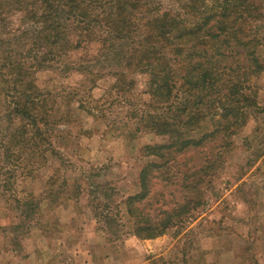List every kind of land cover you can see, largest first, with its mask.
Instances as JSON below:
<instances>
[{
  "label": "trees",
  "instance_id": "obj_1",
  "mask_svg": "<svg viewBox=\"0 0 264 264\" xmlns=\"http://www.w3.org/2000/svg\"><path fill=\"white\" fill-rule=\"evenodd\" d=\"M14 12L29 17L33 48L0 34L6 99L0 148L7 160L17 154L37 164L46 152L57 154L52 138L62 123L37 73L94 41L98 55L70 69L89 76L95 63H108L120 99H135L121 119L122 135L168 138L141 150L156 161L143 166L139 191L125 201L131 234L156 239L201 207L204 186L224 164L233 138L252 113L263 111L255 79L264 74V0H0V28ZM135 75L147 76L148 99L138 95ZM23 162L20 167L28 166ZM98 189L91 192L94 217L112 227L118 212L102 202L112 199L105 187ZM16 201L28 208L26 217L34 214L33 197Z\"/></svg>",
  "mask_w": 264,
  "mask_h": 264
},
{
  "label": "rangeland",
  "instance_id": "obj_2",
  "mask_svg": "<svg viewBox=\"0 0 264 264\" xmlns=\"http://www.w3.org/2000/svg\"><path fill=\"white\" fill-rule=\"evenodd\" d=\"M29 25L26 13L14 12L0 34L19 36L23 41L18 47L32 49ZM98 49L89 41L37 73V84L50 94L56 120L62 123L52 138L57 154L46 152L37 165L17 160V154L8 161L0 148V264H24L30 255L26 264H85L90 257L93 264H144L148 256L160 254L153 264H167L165 258L171 264L182 259L186 264H264V74L255 79L263 111L252 113L233 138L224 164L204 186L203 205L153 239L151 246L150 240L139 242L132 236L125 201L139 191L143 166L156 161L144 158L142 148L167 143L168 138L153 133L122 135L121 119L135 99L131 104L120 99L108 63H95L89 76L70 69L94 59ZM260 55L264 60V46ZM134 77L138 95L148 99L147 76ZM2 84L0 77V133L6 114ZM22 162L28 166L20 167ZM11 170L16 171L14 178ZM99 186L112 197L102 202L118 212L112 227H103L90 205L91 192ZM31 197L37 202L28 218V208L22 209L16 199ZM38 239L45 240L44 251L34 249ZM123 241L132 245L124 247Z\"/></svg>",
  "mask_w": 264,
  "mask_h": 264
},
{
  "label": "crops",
  "instance_id": "obj_3",
  "mask_svg": "<svg viewBox=\"0 0 264 264\" xmlns=\"http://www.w3.org/2000/svg\"><path fill=\"white\" fill-rule=\"evenodd\" d=\"M68 227H71V226H68ZM68 230H72V229H68ZM133 237H134V239L136 240V241H143V240H140V239H138L137 237H135L134 235H132ZM45 239V238H44ZM86 239L87 238H85L84 239V241H86ZM136 241H134L135 243H136ZM159 241H161V239H159ZM124 242V244L122 243V245L124 246V247H128V246H130V245H132V243L131 242H126V241H123ZM148 242H151L150 243V245L152 246L153 245V243H156L155 242V240H153V239H151L150 241H148ZM45 240L44 241H41L40 239H38V243L36 244V246L34 247V249L37 251V252H40V251H44L45 249ZM83 243V242H82ZM87 243V242H86ZM88 243H90V242H88ZM122 246V248H124ZM87 247V246H86ZM102 250H106L105 248H103L102 247ZM84 251V250H83ZM86 251V250H85ZM87 252V251H86ZM123 253H124V251H123ZM150 253V252H149ZM7 257H9V253L6 255ZM161 256H163V254H160V255H158V256H148L147 258H146V261H145V263L144 264H153L154 263V261L156 260V258H159V257H161ZM122 257V258H121ZM11 258H13V255L10 257V258H8V259H11ZM120 258L121 259H125L126 257H125V254H122V255H120ZM87 259V258H86ZM89 260H88V262L87 261H84V263L86 264H93V259H92V257H90V258H88ZM32 260V255H30L29 256V258H24L22 261H24V264H26V262L27 261H31ZM164 262L165 263H167V264H171V260H168L167 258H165L164 259ZM180 262V264H186L185 263V260L184 259H182V260H180L179 261ZM97 263V262H96Z\"/></svg>",
  "mask_w": 264,
  "mask_h": 264
}]
</instances>
